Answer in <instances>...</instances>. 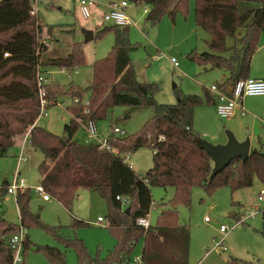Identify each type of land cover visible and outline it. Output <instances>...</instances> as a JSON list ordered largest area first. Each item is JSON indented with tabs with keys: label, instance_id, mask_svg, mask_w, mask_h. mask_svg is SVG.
I'll list each match as a JSON object with an SVG mask.
<instances>
[{
	"label": "trees",
	"instance_id": "1",
	"mask_svg": "<svg viewBox=\"0 0 264 264\" xmlns=\"http://www.w3.org/2000/svg\"><path fill=\"white\" fill-rule=\"evenodd\" d=\"M188 1L136 0L148 6L145 20L151 24L166 14L173 17L178 11L187 12ZM194 3L195 25L208 34L205 39L208 51H193L190 56L204 70L207 67L223 70L226 77L218 86L229 89L238 80L250 77L252 58L264 31V0H194ZM40 21L32 13L30 0H0V156H6L16 139L28 134V144L43 155L38 165L40 184L50 198L71 214L70 226L76 229L85 224L72 215L71 207L78 191L87 189L106 200L107 228L116 244L103 258L92 257L80 238L63 233L64 226L42 225L30 209L28 187L15 195L20 225L13 226L1 218L3 234L10 237L20 228L41 225L65 249L72 248L78 260L85 264H133L131 252L142 239L143 264H188L189 228L179 222L177 206L190 205L191 192L196 186L207 192L228 187L234 193L252 187L255 180L264 185V152L260 145L250 150L245 161L237 157L210 178L213 162L197 145L200 135L191 126L194 108L203 99L194 94L176 93L174 104L157 102L155 93L159 85L139 81L131 63L130 53L137 45L129 39L128 26L104 24L95 30L94 38L111 31L114 42L107 56L92 63L90 85L67 89L53 83L44 86L46 109L57 104L60 96L81 100L67 106L71 117L64 123L62 135L68 140L61 141L62 135L37 124L40 114L37 70L46 73L57 67L70 73L68 69L74 70L84 63V53L82 42H73L65 57L43 56L50 50L46 42L38 39L43 31ZM52 31V26H45L48 39ZM85 94L90 100L88 113L82 102ZM204 97L207 104L214 105V96L208 89H204ZM114 107H125L129 112L151 108L153 115L134 133L121 136L109 132L106 144L118 154L99 148L94 142L84 143L74 138L82 124L106 120ZM114 126L117 125L109 127ZM142 147L151 150L152 167L138 175L125 162V156ZM7 183L0 186V198ZM154 186L173 188V196L168 201L170 206L161 211L157 224L144 228L136 219L148 216ZM117 196H127L128 206L123 208ZM260 212L264 218V208ZM9 237L0 239V264H11ZM28 244L26 233L23 246L26 248ZM36 250L42 251L53 264H65V250L51 245H38ZM223 264L264 263L230 256Z\"/></svg>",
	"mask_w": 264,
	"mask_h": 264
},
{
	"label": "rangeland",
	"instance_id": "2",
	"mask_svg": "<svg viewBox=\"0 0 264 264\" xmlns=\"http://www.w3.org/2000/svg\"><path fill=\"white\" fill-rule=\"evenodd\" d=\"M102 3L106 0H96ZM115 1V0H112ZM117 1V0H116ZM126 9L132 24L128 26V35L131 43L137 45L130 53L131 63L136 71L139 81L156 82L160 89L155 93V100L159 103L174 104L178 94H194L203 99V103L195 106L192 117V129L206 141L212 144L225 143L226 132H232L237 138L244 135L252 138V148L258 147V138L264 139V96L244 97L245 108L248 111L245 117H236L231 121L221 120L213 111V106L205 101L204 89L215 82L221 83L225 72L214 68L204 70L192 58L193 51H208L205 39L208 34L195 25L194 0H189L187 12L178 11L173 17L166 14L157 23L151 24L145 20L144 8L148 6L133 0H127ZM38 15L43 26L42 34L38 37L40 42H46L50 51L45 55L51 57H65L70 51L73 42H82L84 63L68 69L70 73L57 67H52L43 73L53 84L60 87L85 88L92 79V63L107 56L113 46L114 36L111 31L95 37L89 42L83 41L82 28L99 30L104 25L95 26L103 22L104 8L95 7L92 18H83L73 0H39ZM45 26H52L51 39L45 34ZM264 31L260 33L258 48L253 55L249 76L260 73L264 79ZM174 57L178 67L174 68L170 58ZM87 95L85 94L84 97ZM58 103L46 109L47 115H41L37 121L52 133L61 136L63 125L69 122L70 113L67 106L71 104L70 96H60ZM65 103V104H63ZM212 108V109H211ZM153 115L151 108L130 111L125 107H114L112 115L98 123L103 129L110 128L111 124L117 125L127 133L136 132L141 125ZM82 128L77 132L81 135ZM240 133V134H239ZM218 135V140L214 136ZM261 137V138H260ZM262 139V140H261ZM23 140L17 138L15 145L9 148L6 156H0V186L3 182H10L16 172L17 155ZM27 161L19 165L20 177L24 179L30 192L29 206L41 224L51 226H64L63 233L68 237L80 238L92 257L103 258L111 250L116 240L107 228L106 215L108 205L99 194L87 189H80L74 200L71 213L85 224L73 229L71 215L57 200L50 198L42 200L35 191V186L40 184L41 176L38 165L43 160V155L34 150L28 143L25 144ZM125 162L138 175H143L152 167V152L149 148L142 147L125 156ZM259 184L231 193L228 187H221L213 192H207L202 187H194L191 192L189 206L178 205L179 222L189 228V254L188 264H223L230 256L264 263V218L262 212H257L255 217L246 219L244 223L235 225L223 238V250L214 251L215 240L222 234L220 225H234L238 218L254 207H264V200H258ZM152 205L147 216L151 226H155L162 210L168 208V201L173 196V188L154 186L151 188ZM235 214V216H234ZM104 218L102 223L97 222V217ZM4 219L13 226L20 225L18 209L14 194H4L0 198V219ZM208 218L209 221H205ZM0 225V239H8ZM28 246L22 248L23 264H53L40 250L38 245H51L65 250V264H85L78 260L76 252L65 249L50 232L41 225L26 228ZM143 240L139 239L131 256H140ZM210 251L206 255V251Z\"/></svg>",
	"mask_w": 264,
	"mask_h": 264
},
{
	"label": "built area",
	"instance_id": "3",
	"mask_svg": "<svg viewBox=\"0 0 264 264\" xmlns=\"http://www.w3.org/2000/svg\"><path fill=\"white\" fill-rule=\"evenodd\" d=\"M32 4V13L38 14V2L39 0H30ZM76 3V6L78 7V10L81 14V16L85 19L92 18V15L94 14V8L101 6V8H104L105 11L102 13L103 15V22L109 23L112 25L125 27L130 26L132 24L130 16L127 14V7L128 2L127 0H115V1H108L99 3L96 0H73ZM144 12H147V9L144 8ZM7 53H4V56H7ZM170 62L174 68L178 67L177 60L172 57L170 58ZM52 81H50L47 77L43 75V73L40 70H37V85H38V95H39V117L41 115H47L46 113V100H45V91L44 86L46 84H50ZM208 90L210 93L214 96L215 103H214V109L217 117L221 120H229L234 115L239 113L241 116L247 115L248 111L243 106V98L247 96H262L264 95V80L262 79H256L252 77H248L246 79L238 80L231 88L225 89L220 88L218 84L212 83ZM81 100L78 97H74L72 99V104L79 103ZM83 104L85 105V113L89 112V106H90V100L87 97H84L82 100ZM65 104V103H63ZM81 128L84 132V141L85 143L88 142H94L99 145V148H105L109 150L110 152H113L115 154H118L117 150L111 149L106 144V138H102L99 131L97 124L94 121H88L85 124L81 125ZM113 132L118 135H125L126 131L125 129L114 126L109 128V132ZM27 135L26 134L23 137V144L20 146V151L17 156V165H16V172L13 175V178L10 182L7 183V185L4 187L5 194H14L18 191H21L25 189L26 183L23 178L20 177V173L18 171L19 165L22 161H27L28 157L25 154V148L24 144L28 143L27 141ZM260 149L264 152V143L260 144ZM0 188V193H1ZM35 191L41 196L42 200H49L50 196L49 194L44 190L43 186L41 184H38L35 186ZM258 200L262 201L264 198V186H262L258 192ZM117 200H119L125 208L128 206L130 200L127 196H117ZM260 212V208L254 207L252 210L248 211L246 215H244L243 218H239L234 225H220L219 226V232L222 234L221 238L219 240L214 241L213 250L217 252H221L223 248V238L224 236L231 230L235 225H238L240 223H244L246 219L255 217L257 212ZM104 219L102 217L97 218V222L101 223ZM205 221H209L208 218H205ZM136 223L144 228H147L149 226V222L147 217H139L136 219ZM26 230L24 228H20L18 232L13 233L9 237V248L12 254V261L11 264H23V257H22V248H23V242L25 240L26 236ZM211 250L206 251V255L210 253ZM133 264H143L142 257L140 256H134L132 257Z\"/></svg>",
	"mask_w": 264,
	"mask_h": 264
},
{
	"label": "water",
	"instance_id": "4",
	"mask_svg": "<svg viewBox=\"0 0 264 264\" xmlns=\"http://www.w3.org/2000/svg\"><path fill=\"white\" fill-rule=\"evenodd\" d=\"M136 1V0H133ZM83 41L89 42L94 39V31L82 28ZM227 140L225 143L212 144L202 137L196 139L197 145L202 148L213 162L210 178L222 171L233 159L240 157L243 161L247 159L250 153V141L246 138L243 141L237 140L232 132H226ZM61 141L66 142L67 136L62 135ZM129 208L125 211L127 212Z\"/></svg>",
	"mask_w": 264,
	"mask_h": 264
},
{
	"label": "crops",
	"instance_id": "5",
	"mask_svg": "<svg viewBox=\"0 0 264 264\" xmlns=\"http://www.w3.org/2000/svg\"><path fill=\"white\" fill-rule=\"evenodd\" d=\"M108 1H110V0H106V1H104V2H108ZM103 3V2H102ZM128 14V13H127ZM129 15V14H128ZM102 24V23H101ZM100 24V22H98V23H95L94 25L95 26H98V25H101ZM104 24V23H103ZM91 30H93V29H91ZM263 45H264V43H263ZM225 77H226V74H224V79H225ZM251 77V76H250ZM252 78H256V79H262V80H264L263 79V76H262V74H260V73H257V74H255V76H253ZM224 79H223V81H224ZM222 81V82H223ZM216 84H219L218 82H215ZM262 96H264V95H262ZM247 97H260V96H247ZM213 106V111H214V113H215V109H214V105H212ZM243 106L245 107V103H244V100H243ZM212 109V108H211ZM248 114V113H247ZM245 116H247V115H245ZM245 116H241V115H239V113H238V111H237V113L234 115V117H232L231 119H229V120H227V121H231V120H233L234 118H236V117H240V118H242V117H245ZM70 117H71V115H70ZM70 120V119H69ZM37 124L38 125H40L39 123H38V121H37ZM191 126H192V124H191ZM97 127H98V131H99V133H100V135H101V137L102 138H106L107 136H108V134H109V128H106V129H103L100 125H98L97 124ZM240 134V133H239ZM218 135H216V136H214V138H216V140H218V137H217ZM240 137H238V140L239 141H243L244 140V135H239ZM75 139H78V140H80L81 142H84L85 143V141H84V132L82 131L81 132V135H78L77 136V133H76V135H75V137H74ZM261 138V137H260ZM252 138L250 139V150L252 149V146H251V143H252ZM262 140V139H261ZM261 143H264V139L262 140V141H260V139L258 138V144L260 145ZM23 144V140H22V142H21V145ZM20 145V146H21ZM258 145V146H259ZM24 148H25V150H26V147H25V144H24ZM25 152V151H24ZM26 154V153H25ZM27 156V155H26ZM28 157V156H27ZM28 160V159H27ZM255 183H257V184H259V186L260 187H262V186H264L263 184H261V183H259L257 180H255V182H254V184ZM258 194V193H257ZM263 200H264V198H263ZM45 201V200H44ZM48 201V200H47ZM258 208H260V207H258ZM264 208V207H263ZM71 215V214H70ZM74 217H76L74 214H72ZM234 216H235V214H234ZM98 217H100V216H98ZM97 217V218H98ZM77 218V217H76ZM102 223V222H101ZM200 262V261H199Z\"/></svg>",
	"mask_w": 264,
	"mask_h": 264
}]
</instances>
